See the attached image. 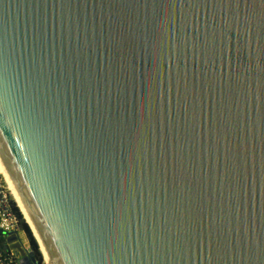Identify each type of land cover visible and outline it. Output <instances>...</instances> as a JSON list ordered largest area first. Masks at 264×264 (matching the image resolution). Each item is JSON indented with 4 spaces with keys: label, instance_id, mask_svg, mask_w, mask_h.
<instances>
[{
    "label": "water",
    "instance_id": "95a60500",
    "mask_svg": "<svg viewBox=\"0 0 264 264\" xmlns=\"http://www.w3.org/2000/svg\"><path fill=\"white\" fill-rule=\"evenodd\" d=\"M0 160L45 264H264V0H0Z\"/></svg>",
    "mask_w": 264,
    "mask_h": 264
},
{
    "label": "built area",
    "instance_id": "2783aa9c",
    "mask_svg": "<svg viewBox=\"0 0 264 264\" xmlns=\"http://www.w3.org/2000/svg\"><path fill=\"white\" fill-rule=\"evenodd\" d=\"M4 178L0 169V230L3 232L0 237V264H22L23 257L15 243L19 242L22 249L26 251L22 236L25 235L28 239L29 237L23 221L15 211ZM4 235H6L5 239L2 238ZM13 235L16 236V239L9 242L8 238ZM4 246L8 247L7 251L3 249Z\"/></svg>",
    "mask_w": 264,
    "mask_h": 264
},
{
    "label": "bare ground",
    "instance_id": "6f19581e",
    "mask_svg": "<svg viewBox=\"0 0 264 264\" xmlns=\"http://www.w3.org/2000/svg\"><path fill=\"white\" fill-rule=\"evenodd\" d=\"M0 169L2 174L5 177V180L7 181L9 190L11 191V194L14 198V201L16 202L18 208L20 209L21 214L23 215L25 221L28 223V225L32 228L33 234L35 235V228L33 224L29 220L27 209L24 205V203L20 200L16 187L13 185L10 175L7 173L4 163L0 160ZM35 237L38 239V237L35 235ZM21 251V250H20ZM23 253V252H22Z\"/></svg>",
    "mask_w": 264,
    "mask_h": 264
},
{
    "label": "trees",
    "instance_id": "16d2710c",
    "mask_svg": "<svg viewBox=\"0 0 264 264\" xmlns=\"http://www.w3.org/2000/svg\"><path fill=\"white\" fill-rule=\"evenodd\" d=\"M15 207V206H14ZM19 208H15V211L17 212V214H18V216L21 218V220L23 221V219H22V215H21V213L19 212V210H18ZM23 225H24V227H25V229H26V231H27V233H28V237H29V240H30V243H31V245H32V247H33V250H34V252H35V258H36V260L37 261H39V264H42L43 263V259H42V257H41V253H40V251H39V248H38V245H37V243H36V240L34 239V237H33V235H32V232L30 231V228H29V226L23 221Z\"/></svg>",
    "mask_w": 264,
    "mask_h": 264
},
{
    "label": "rangeland",
    "instance_id": "374dc122",
    "mask_svg": "<svg viewBox=\"0 0 264 264\" xmlns=\"http://www.w3.org/2000/svg\"><path fill=\"white\" fill-rule=\"evenodd\" d=\"M4 179H5V178H4ZM5 181H6V180H5ZM6 185H7V187H8L7 181H6ZM8 189H9V187H8ZM9 193L11 194V191H10V190H9ZM10 196H11V199H12L13 205L15 206V208H18L16 202L14 201V198H13L12 194H11ZM18 210H19V212H20V209H18ZM20 213H21V212H20ZM21 215H22V214H21ZM22 219H23V221L26 223V221H25L23 215H22ZM2 238L5 239V238H6V235H4ZM36 243H37V242H36ZM37 245H38V244H37ZM17 248L20 249V250L23 252V250H22V246H21L20 243L17 244ZM38 248H39V246H38ZM3 249L7 251V250H8V247H7V246H4ZM39 251H40V248H39ZM40 253H41V251H40ZM41 257H42V259H43L42 254H41ZM42 264H45V263H44V259H43V263H42Z\"/></svg>",
    "mask_w": 264,
    "mask_h": 264
},
{
    "label": "crops",
    "instance_id": "0c3cea01",
    "mask_svg": "<svg viewBox=\"0 0 264 264\" xmlns=\"http://www.w3.org/2000/svg\"><path fill=\"white\" fill-rule=\"evenodd\" d=\"M19 244V242H16L15 245ZM20 250V249H19Z\"/></svg>",
    "mask_w": 264,
    "mask_h": 264
}]
</instances>
